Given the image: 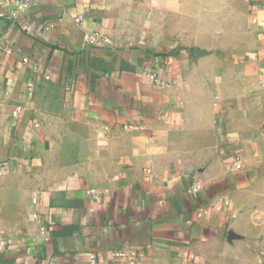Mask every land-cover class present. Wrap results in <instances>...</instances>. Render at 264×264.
I'll use <instances>...</instances> for the list:
<instances>
[{
  "label": "crops",
  "instance_id": "crops-1",
  "mask_svg": "<svg viewBox=\"0 0 264 264\" xmlns=\"http://www.w3.org/2000/svg\"><path fill=\"white\" fill-rule=\"evenodd\" d=\"M260 180L264 0L0 2V264H200Z\"/></svg>",
  "mask_w": 264,
  "mask_h": 264
},
{
  "label": "rangeland",
  "instance_id": "rangeland-1",
  "mask_svg": "<svg viewBox=\"0 0 264 264\" xmlns=\"http://www.w3.org/2000/svg\"><path fill=\"white\" fill-rule=\"evenodd\" d=\"M232 197L238 203L236 214L226 224L224 239L209 243L200 264H264V182Z\"/></svg>",
  "mask_w": 264,
  "mask_h": 264
},
{
  "label": "built area",
  "instance_id": "built-area-1",
  "mask_svg": "<svg viewBox=\"0 0 264 264\" xmlns=\"http://www.w3.org/2000/svg\"><path fill=\"white\" fill-rule=\"evenodd\" d=\"M35 0H0L11 12L15 14H22L24 13L29 6L33 4ZM97 34H93L91 36H86L85 40L89 43H92L93 40L96 39ZM191 190L193 192H197L200 190L198 185H193ZM0 242L1 243H8V239L0 234ZM115 255L121 258H125L128 253L124 249H119L115 251ZM130 255H133L130 253ZM88 264H96L95 257L90 254L88 259Z\"/></svg>",
  "mask_w": 264,
  "mask_h": 264
}]
</instances>
